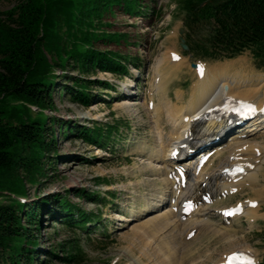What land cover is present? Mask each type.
<instances>
[{"label": "rangeland", "instance_id": "rangeland-1", "mask_svg": "<svg viewBox=\"0 0 264 264\" xmlns=\"http://www.w3.org/2000/svg\"><path fill=\"white\" fill-rule=\"evenodd\" d=\"M138 1L141 14L132 16L115 5L112 13L104 14V26L97 29L110 34L117 32L122 37L120 41L98 40L93 45L97 50H114L123 56L138 58L140 66L135 68L129 65L132 76L121 79L103 71L81 75L79 70L68 67L65 72L69 77L81 75L96 81H107L118 90H98L93 85V104L84 107L81 103L72 102L67 92L60 93L55 85L50 97L51 107L42 110L48 118V125L52 123L51 119L57 118L51 124L55 131V152L47 153L48 157L44 158L45 170L37 178L38 183L27 180L24 170L19 171L26 184V195L17 194L11 198L19 199L27 209L42 196H48L52 201L55 195L67 194L73 204L86 213H98L99 219H95L88 230L67 228L60 220L50 217L48 210L44 211L37 217L41 220L39 230H34L38 235L37 244L41 253L36 255L34 264H68L52 258L43 250L50 249L55 254L65 256L72 247L74 250L80 248L81 256L69 264H222L235 250L251 253L254 264H264V238L260 234L264 230V134L245 139V142L260 146L257 147L260 150L256 152L259 181L254 186L245 185L229 195H220L218 201L207 202L209 213L206 218H209L214 229L225 224V232L220 230L215 233L212 229L202 228L198 229L197 235L195 231L191 232L189 239L183 238V235L175 244L171 231L162 233L159 230V211L169 208L172 192L163 182L164 172L156 171V163L152 158L154 153L162 154L160 146L168 142V136L174 128L166 116V109L163 108L162 121L157 129L153 122L154 116H150L151 112L146 108L153 84L159 79L156 72L166 77L168 98L173 112L177 113V110L190 103V97L196 98L202 94L195 89L197 84L200 88V68L197 71L191 68L190 61L200 64L204 69H213L212 73L226 69L231 75L238 73L239 77H257L261 80H264V67L256 65L257 61L250 51L242 52L235 59L195 58L194 53H186L180 46L181 37L186 40V34L182 22L184 15L178 0ZM15 4V0H0V11H8ZM180 30L184 32L183 35ZM201 34L203 33L199 35ZM174 56L181 62L177 73L167 63L164 66L166 70L157 68L161 58H172L177 62ZM56 73L60 74L61 70ZM59 82L69 86L72 84L67 77ZM253 82L252 86L243 87L252 89L262 85L256 80ZM177 95L181 96L180 100L176 98ZM154 99L157 104L160 103L159 99ZM161 103L166 105L165 99ZM220 106L221 104L218 107ZM30 108L31 116H38L36 114L40 108ZM65 121L70 125L85 127L96 124L106 128V125L115 124L117 130L112 134L109 149H99L97 145H89L79 137L64 135L61 124ZM233 132L214 145H219L222 152L203 170L204 176L220 169L221 163H227L226 156L232 149L230 146L237 145L233 143L235 141H231L235 135ZM214 146L209 148L213 149ZM197 178L200 180L201 177ZM202 179L203 177L201 181L205 180ZM202 183L197 186L200 190H193V199H199V194L203 193ZM79 190L89 194L96 193L100 196V203L78 197ZM5 198H0V201L3 202ZM163 198L165 200L162 203L160 200ZM249 200L260 203L255 218L243 214L233 218L232 224H227L223 221L224 217L213 211L235 207L237 204L245 206ZM24 224L28 225L26 222ZM0 264H4L1 259Z\"/></svg>", "mask_w": 264, "mask_h": 264}, {"label": "trees", "instance_id": "trees-1", "mask_svg": "<svg viewBox=\"0 0 264 264\" xmlns=\"http://www.w3.org/2000/svg\"><path fill=\"white\" fill-rule=\"evenodd\" d=\"M15 0L8 11H0V259L4 264H34L38 250L37 232L41 220L37 217L48 210L50 217L65 227L87 229L98 213H86L66 195L54 199L42 196L26 209L17 194L26 195L25 178L38 183L44 174V158L55 152L57 121L44 116L42 110L51 107L50 97L55 85L67 92L72 102L88 107L93 104L92 87L117 91L107 81L81 77L103 71L121 79L131 76L129 65L140 66L138 58L121 55L114 50H97L98 40L120 41V34L98 30L104 14L112 7H122L130 15L141 14L138 0ZM183 13L187 53L195 58H235L250 51L259 68L264 67V0H178ZM107 25V23H104ZM109 25V24H108ZM200 33H203L199 35ZM68 67L79 76L69 77ZM57 70H61L57 74ZM68 78L72 84L60 83ZM31 106L40 108L32 117ZM40 113V115H39ZM93 124L91 127L61 124L63 134L79 137L99 149H109L117 126ZM102 181V180H99ZM78 197L100 203L96 193L79 190ZM54 203V204H52ZM52 208L50 211L49 208ZM28 225H25L24 223ZM264 238V230L260 232ZM74 248V247H72ZM69 249L63 256L43 250L64 263L76 261L80 248ZM45 263L48 261L45 260Z\"/></svg>", "mask_w": 264, "mask_h": 264}, {"label": "bare ground", "instance_id": "bare-ground-1", "mask_svg": "<svg viewBox=\"0 0 264 264\" xmlns=\"http://www.w3.org/2000/svg\"><path fill=\"white\" fill-rule=\"evenodd\" d=\"M176 60L177 62H174L172 58H161L159 64H157V68L166 70L164 66L167 63V65H170L169 68L172 71L178 72L181 62L178 59ZM212 71L204 68L202 74L199 71L198 82L200 88H198L197 84L195 89L197 88L198 91L202 92L201 96L196 98L190 97V103L177 110V113L173 112L171 100L168 98L166 77L162 73L156 72V76L159 79L153 84L152 94H150V100L146 105L148 111L151 112L150 116H154L155 120L153 122L157 125V129L160 128L163 108L164 110L166 109V116L174 128V131L168 136V142L160 146L162 154L154 153L152 154V158L156 163V171L164 172L165 179H163V182L167 188L170 187V192H172L169 208L167 207L159 211V218H157L161 222L159 230L162 233L171 231L173 238L176 240L175 244H177V240L181 239L183 235L185 239H189L188 236L191 232L195 231L197 235L198 229H212L217 233L220 230L221 232H225L223 229L227 228L224 224V226L215 227L216 229H214V226L208 220L209 218H206L209 213L207 205L201 200L198 202V206H194L190 213L181 211L183 199L194 200L192 197L193 190L198 188L197 186H200L202 182L205 184L202 183L203 195H207L208 200L218 201L219 194L228 195L233 191L241 190L245 185L254 186L259 181L260 171L256 165V160H258L256 152L260 150L257 148H260V146L257 143L245 142V139L261 135V133L264 134V80L253 76L252 79L251 77H239L238 73L231 75L228 74L226 69H219L215 73H212ZM254 80L261 82L262 85L253 87L252 89L243 87L246 85L252 86ZM206 86L209 88H205ZM195 89L193 88V92H195ZM179 97L181 96L177 95L176 98L180 100ZM154 98L159 99L160 103L157 104ZM164 99L166 105L161 103V100ZM228 103H235L236 106L245 103L246 105H251L254 109V112L250 114L254 115V118H252L250 124L248 122L245 129L243 128L244 130L242 129L243 132L241 130L242 133L236 131V126L232 127V123H230L235 121L234 119L239 120L238 116L232 115L228 118L221 113L222 108H218L220 104ZM233 131L235 135L231 141H235L233 143L237 145L233 144L234 146H230L232 149L230 148V154L226 156L227 163H225L226 161L221 163L220 169L214 170L211 173H205L206 175L204 176L203 170L205 171V168L222 152V149L218 147L219 145L214 146L215 148L209 151L204 150V153L202 152L200 155L181 159L186 150H188L185 152L186 154L192 153L197 148L209 143L210 139H216L217 136H220L221 140L226 137L227 132L229 137V132ZM213 141L210 142L213 143ZM205 155L208 157V161L202 166L200 158ZM231 170L234 174L230 176ZM199 176L205 180L202 179L203 181H201V178L199 180L197 178ZM182 181L185 183L184 187H182ZM213 191L215 193H212ZM164 200L163 198L160 201L163 203ZM259 205L260 203L254 200H249L245 206L237 204L231 208L232 212H234L232 217L225 218L223 221L231 223L233 218H238L243 214L249 215L250 218H255ZM237 209L239 211H236ZM213 211H217L219 216H223L221 211ZM239 253L240 256L242 254L247 259L249 256V259L252 257L251 253L246 251H239ZM222 264H228V261L225 260ZM234 264L241 263L235 261Z\"/></svg>", "mask_w": 264, "mask_h": 264}, {"label": "snow or ice", "instance_id": "snow-or-ice-1", "mask_svg": "<svg viewBox=\"0 0 264 264\" xmlns=\"http://www.w3.org/2000/svg\"><path fill=\"white\" fill-rule=\"evenodd\" d=\"M174 58H175V59H178V57H175V56H174ZM199 70L201 71V74H202V73H203V68H202V66L200 67ZM242 107H247V109H248L249 112H251V111L254 110V109L252 108L251 105H246V106L242 105ZM234 110H235V109H234ZM186 210H187V209H186ZM236 211H239V209H237ZM233 214H234V212H226V213H225V215H233ZM238 259H239V260H242V261H243V264H252V261H251L250 259L244 258V257L242 256V254H241L240 257H237L236 255L230 257V258H229V262H230V264H234V262L237 261Z\"/></svg>", "mask_w": 264, "mask_h": 264}, {"label": "water", "instance_id": "water-1", "mask_svg": "<svg viewBox=\"0 0 264 264\" xmlns=\"http://www.w3.org/2000/svg\"><path fill=\"white\" fill-rule=\"evenodd\" d=\"M180 33L182 34L183 31L180 30ZM185 42H186L185 39L181 38L180 45H181V47H183L184 50L188 51L189 47H187V46L185 45ZM191 66H192L193 68H195V69H196L197 67H199V65L196 64L195 62H191Z\"/></svg>", "mask_w": 264, "mask_h": 264}, {"label": "clouds", "instance_id": "clouds-1", "mask_svg": "<svg viewBox=\"0 0 264 264\" xmlns=\"http://www.w3.org/2000/svg\"><path fill=\"white\" fill-rule=\"evenodd\" d=\"M130 75H131V73H130ZM132 76V75H131ZM23 203V202H22ZM47 211V210H46ZM51 211V210H50ZM49 212V211H48Z\"/></svg>", "mask_w": 264, "mask_h": 264}, {"label": "crops", "instance_id": "crops-1", "mask_svg": "<svg viewBox=\"0 0 264 264\" xmlns=\"http://www.w3.org/2000/svg\"><path fill=\"white\" fill-rule=\"evenodd\" d=\"M179 91H181V90H179Z\"/></svg>", "mask_w": 264, "mask_h": 264}]
</instances>
